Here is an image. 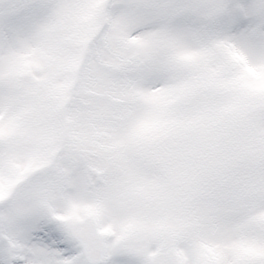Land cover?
I'll list each match as a JSON object with an SVG mask.
<instances>
[{
    "label": "snow or ice",
    "instance_id": "1",
    "mask_svg": "<svg viewBox=\"0 0 264 264\" xmlns=\"http://www.w3.org/2000/svg\"><path fill=\"white\" fill-rule=\"evenodd\" d=\"M0 264H264V0H0Z\"/></svg>",
    "mask_w": 264,
    "mask_h": 264
}]
</instances>
